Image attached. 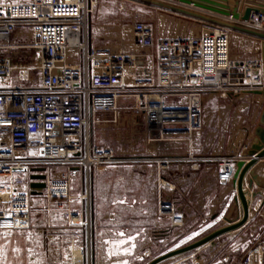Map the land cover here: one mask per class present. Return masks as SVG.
I'll return each instance as SVG.
<instances>
[{
  "label": "built area",
  "instance_id": "2783aa9c",
  "mask_svg": "<svg viewBox=\"0 0 264 264\" xmlns=\"http://www.w3.org/2000/svg\"><path fill=\"white\" fill-rule=\"evenodd\" d=\"M95 1L0 5V233L30 227L34 174L47 177L41 194L46 209L65 210L71 217L76 169L90 172L115 160L112 150L95 144L91 129L116 123L128 103L147 114L149 133L192 134L202 128L204 95L263 90L262 59L232 58L224 27L196 36L158 37L151 25L137 23L132 39L141 54L95 49L88 38ZM262 17L253 15L250 26L261 27ZM17 28L29 30L30 45L10 43ZM20 48L35 51L38 64L1 55ZM140 58L146 62L141 80L135 78ZM153 97L160 101L153 102ZM105 114L114 117L102 119ZM236 161H219L222 183L232 181ZM53 168L62 169L59 177L53 176ZM160 212L171 215L173 225L183 226L173 206L161 203Z\"/></svg>",
  "mask_w": 264,
  "mask_h": 264
},
{
  "label": "crops",
  "instance_id": "0c3cea01",
  "mask_svg": "<svg viewBox=\"0 0 264 264\" xmlns=\"http://www.w3.org/2000/svg\"><path fill=\"white\" fill-rule=\"evenodd\" d=\"M24 1L7 0L5 3ZM163 1L220 19L233 20L182 5L178 0ZM248 6L246 0H241L239 13L243 14ZM178 15L183 19L202 21ZM249 38H255L260 47H264L262 39L252 36ZM133 51L135 54L142 53L138 47ZM260 52L258 58L263 59ZM145 70L146 62L140 58L135 78H145ZM262 75L264 81V69ZM244 94L259 99V120L264 97ZM172 103L173 100L167 101L168 106ZM148 137V146L141 152L144 158L137 159L142 160L140 164L111 163L93 167L90 172L82 168L76 169L78 173L72 185L75 201L71 217L65 210L43 209L47 203L45 199L42 195H33L30 227L0 233V264H138L139 250H144L142 245L139 248L142 236L145 237L147 246L167 241L170 236L184 233L190 223L203 218L208 211L213 219L223 218L226 211L227 216L233 220L232 223L240 219V204L234 181H218V162L221 156L248 161L246 151L254 142L253 133L243 141H230L228 147H224V141V144L218 146L219 149L212 152L209 149L203 152L200 131L192 134H179L171 130L160 134L157 131L150 132ZM259 166L260 163L253 170L260 173L264 180V166L262 169ZM61 170L53 168V176L59 177ZM249 178L248 175L245 182L247 190ZM250 193H257V197L252 200L248 225L253 222L256 214L264 218V187L254 184ZM158 203L173 206L175 214L183 218V226L173 225L171 215L157 210ZM253 210L257 211L256 214ZM139 219H144L146 225L139 227ZM148 222H151V226L147 225ZM261 243L257 264H262L264 257V252L260 253L261 250L264 251V240ZM185 246L187 245L176 246L158 257ZM223 246L220 245L217 251ZM210 251V256H213V250ZM207 254H196L187 261L180 260L184 257L181 256L176 258L180 260L177 264H206L209 258ZM226 259L229 260L230 256ZM174 260L164 264H170ZM251 261L249 258L248 263Z\"/></svg>",
  "mask_w": 264,
  "mask_h": 264
},
{
  "label": "rangeland",
  "instance_id": "374dc122",
  "mask_svg": "<svg viewBox=\"0 0 264 264\" xmlns=\"http://www.w3.org/2000/svg\"><path fill=\"white\" fill-rule=\"evenodd\" d=\"M6 1L0 0V5H5ZM30 1L32 0H25L24 2ZM93 9L94 11L89 17L88 26V38L91 46L95 49H108L116 54L134 53L133 49L136 47L132 35L134 26L137 23L151 25L158 37L196 36L203 32H209L216 27H221L204 21L183 19L175 12L149 6L135 0H97ZM228 30L231 40L232 58L259 60L258 54L261 51L260 53L263 55L264 50V47H260L261 45L257 43L259 41H255V38L250 39L249 37L251 36L246 37L247 35L235 30ZM32 42L29 30L24 28H17L10 41L11 44L16 46L30 45ZM1 55L11 58L15 62H38V55L35 51L21 48L10 52L1 51ZM133 105H135L133 102L126 105L129 109L122 111L117 116L116 123L101 124L91 129L92 139L95 144L115 153L113 163L135 164L139 162L140 164L142 160L137 161V159L144 158V154L141 152H144L142 149H145L149 142L147 114L131 109ZM260 107L259 99L244 93L239 95L226 93L204 95L202 100V128L200 130L203 152L206 149L211 152L214 149H219L224 144V141V147H228L229 142L232 140L243 141L250 133L255 136L254 129L260 126V119L258 120L257 118L261 111ZM263 108L264 106H262ZM101 117L102 119L112 120L114 116L113 114H105ZM170 127H173V125H170ZM209 141L210 143L208 144L207 142ZM209 145L211 146L209 147ZM139 149L141 150L140 152ZM225 157L229 156H221L219 161ZM218 181L221 182L219 176ZM47 206L46 203L43 209H46ZM157 210L160 212L161 203H158ZM227 212H223V218L213 219L208 211L203 218L196 219L190 223L184 233L170 236L171 238L167 241L155 242L152 246L148 243L150 247L145 244V237L142 236L139 239V248L142 245L144 250H139L138 264H147L169 249H173L176 246L189 245L216 229L232 223L233 220L227 216ZM256 212L253 210V213L256 214ZM241 215V207H239V216L241 217ZM258 222H260V225H258ZM145 223L144 219H139V227L146 225ZM147 225L151 226V222H148ZM263 240L264 218L256 214L255 219L249 225L247 223L242 229L224 235L213 243L206 245L208 247L204 246L186 254L180 260L187 261L192 256L205 252L208 253L207 256L209 255L206 264H249V258L252 260L250 264H257V254L259 253V246L263 244L261 243ZM220 245L224 246L217 251ZM210 250H213V256H210ZM262 252L264 251L261 250L260 253L262 254ZM227 256H230L229 260L226 259ZM262 258V264H264V257ZM178 260L175 259L170 264H177L180 261Z\"/></svg>",
  "mask_w": 264,
  "mask_h": 264
},
{
  "label": "water",
  "instance_id": "95a60500",
  "mask_svg": "<svg viewBox=\"0 0 264 264\" xmlns=\"http://www.w3.org/2000/svg\"><path fill=\"white\" fill-rule=\"evenodd\" d=\"M143 4L157 7L163 10L175 12L186 17L195 18L205 22H209L224 28L232 29L242 34L253 36L264 40V32H260L251 29L246 26H241L234 22H228L226 20L210 16L201 12H195L187 8L177 6L175 4L165 2L163 0H135ZM182 5L193 6L194 8L201 9L205 12L222 16L224 18H231L234 21H240L241 23H250L253 15L264 16V1L260 0H246V4L249 6L245 9L243 14L239 13V5L241 0H178ZM264 62V50L262 55ZM250 94L263 96L264 89L249 92ZM246 157L249 160H238L235 163V173L233 177L234 186L238 194V203L241 207L242 215L237 222L231 223L226 226H222L205 237L185 246L180 249L171 251L163 256H160L152 260L149 264H164L167 261L176 259L186 254L192 253L210 243H213L218 238L233 233L242 229L250 220L251 217V204L252 200L257 197V193H250L253 190L254 184L258 187H264V180L262 175L258 172H254V167L259 166L262 169L264 166V108L260 117V126L255 130V139L249 150L246 151ZM253 170V171H252ZM44 170H38L43 172ZM248 179V190L245 189V182ZM47 177L44 174H34L31 176V189L32 195H41L46 188Z\"/></svg>",
  "mask_w": 264,
  "mask_h": 264
},
{
  "label": "bare ground",
  "instance_id": "6f19581e",
  "mask_svg": "<svg viewBox=\"0 0 264 264\" xmlns=\"http://www.w3.org/2000/svg\"><path fill=\"white\" fill-rule=\"evenodd\" d=\"M228 19V18H227ZM224 20V19H223ZM226 21H228V22H234V23H236V24H239V25H241V26H246V27H249V28H251V29H254V30H257V31H260V32H263V30H264V18L262 17V21L260 22V24L262 23V26L260 27L259 25H257V26H255V27H252V26H250V24L248 23V24H246V23H241L240 21H234V20H226ZM227 29V28H226ZM204 31H206L205 29H204ZM211 31H213V30H211ZM211 31H209V32H211ZM204 33H208V32H204ZM122 39V38H121ZM73 40L71 39V42H72ZM122 43H123V41H122ZM125 43V42H124ZM132 48V47H131ZM137 48V47H136ZM262 62V61H261ZM38 64V63H37ZM262 70H263V67H262ZM263 76V75H262ZM263 86V85H262ZM263 89H264V86H263ZM151 100L153 101V102H159L160 101V99L158 98V97H153V98H151ZM155 109L156 108H153L151 111H154V112H157V111H155ZM237 162V161H236Z\"/></svg>",
  "mask_w": 264,
  "mask_h": 264
},
{
  "label": "snow or ice",
  "instance_id": "6c2138e0",
  "mask_svg": "<svg viewBox=\"0 0 264 264\" xmlns=\"http://www.w3.org/2000/svg\"><path fill=\"white\" fill-rule=\"evenodd\" d=\"M5 235H7V233L5 234ZM122 235V234H121ZM16 251H19V249H16ZM31 251V250H30ZM125 264H126V262H125Z\"/></svg>",
  "mask_w": 264,
  "mask_h": 264
}]
</instances>
